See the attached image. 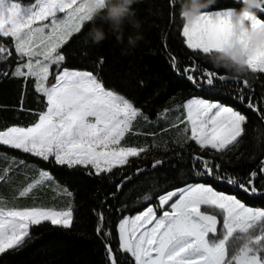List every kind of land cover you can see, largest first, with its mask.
Segmentation results:
<instances>
[{
	"label": "snow or ice",
	"instance_id": "6c2138e0",
	"mask_svg": "<svg viewBox=\"0 0 264 264\" xmlns=\"http://www.w3.org/2000/svg\"><path fill=\"white\" fill-rule=\"evenodd\" d=\"M232 9L203 10L191 25L184 24L180 35L187 49L201 54L222 49L233 28ZM259 12L264 13V7ZM91 15L92 10L83 0H34L29 4L0 0V64L4 65L0 67V78H23L25 85L32 79L35 92L43 98L38 102L44 103L43 110L26 109L22 94L18 110L37 119L28 126L0 129V146L19 150L45 163L91 169L94 172L90 174L99 176L123 169L130 165V158H139L152 147L163 146L167 150V142L140 147L124 144L128 135L142 134L136 128L138 121L151 123V118L132 100L107 88L99 72L66 66V56L60 49L82 30ZM245 19L253 27L264 21L257 14H245ZM8 39L11 45L5 42ZM13 52L17 59L15 66L7 63ZM170 59L173 69L179 71L178 59L174 55ZM247 63L251 72L264 74V48L250 46ZM183 73L197 88L214 87L217 81L227 80L224 75L204 68L195 57ZM235 82L240 84L239 78ZM242 85L236 87L235 98L264 123V95L254 100L251 94L245 95L244 89L250 88L247 80ZM172 111L177 115L170 125L145 135L155 140L165 131L178 129L180 139L175 142L181 147L194 142L200 153H210L191 155L193 176L212 177L237 186L246 194L264 195V159L246 177L223 173L221 164L214 161L215 155L239 147L248 123L245 114L218 101L192 97L173 109H163L155 123L167 121ZM254 131L259 149L264 145V132L259 126ZM163 163L162 159H156L152 167ZM26 164L25 160L12 157L4 174H0V182L8 179L12 165L18 168ZM144 170L137 168L135 175ZM35 171V178L17 191L15 199L33 198L34 190L43 187L52 188L57 195L72 197V192L59 185L49 170ZM131 179L132 176L124 177L117 191ZM135 203L146 206L118 220L115 249L110 243L111 229L105 228L103 211L93 210L98 216L96 232L106 238L107 264H264V208L248 206L235 195L217 191L211 185L187 182L163 192L153 186ZM44 222L70 229L74 206L69 203L62 208L36 205L21 208L8 206L0 195V254L23 246L31 238V227Z\"/></svg>",
	"mask_w": 264,
	"mask_h": 264
},
{
	"label": "trees",
	"instance_id": "16d2710c",
	"mask_svg": "<svg viewBox=\"0 0 264 264\" xmlns=\"http://www.w3.org/2000/svg\"><path fill=\"white\" fill-rule=\"evenodd\" d=\"M16 2L27 4L34 2V0H16ZM240 7L241 4L237 3V0H216L212 7L204 11L239 9ZM132 8L136 12V17L141 21L140 32L144 37L135 48H129L127 43L128 36L136 31L130 25L125 24L124 42L117 43L115 36L109 31V25L96 20L97 26H102L107 33V38L101 44L113 62L121 70L138 73L157 84L156 90L150 98L143 102H134L135 106L141 108L151 118L152 122L138 121L136 128L142 134L128 135L123 143L140 147L154 143L163 145L167 142V150L163 146L152 147L141 157L130 158V165L124 166L123 169H115L111 174L97 176L90 174V172H94L91 169L84 167L69 169L54 163H45L39 158L19 150L0 146V174H4L12 157L27 162L26 166L18 168L12 165L13 170L7 173L8 179L0 182V195L6 199L8 206L15 205L23 208L36 205L62 208L69 203L74 206V222L70 229L53 226L48 222H44L40 226H33L30 229L31 238L27 239L23 246L0 254V264H22L21 261L26 255L50 240H59L88 250L90 253L88 264H107L106 238L102 234L98 236L96 232L98 216L93 210L95 209L96 212L103 211L105 228L111 229L110 243L115 249L118 247L116 231L118 220L122 215L135 214L142 210L146 204H136L135 202L144 193L150 191L153 186H157L163 192L175 187H182L185 182L205 183L217 191L235 195L248 206L264 208V195L246 194L237 186L217 181L212 177L193 176L191 155L196 153L209 156L210 153L207 151L200 153L194 142L181 147L175 142L180 139L178 129L172 128L170 131H165L155 140L151 135H145L160 132V129L170 125L173 122L172 118L177 115L175 111L170 112L167 121L161 120L157 125L155 122L158 114L165 108L173 109L174 105L182 104L189 98L202 97L231 106L248 117V123L245 125L246 132L237 149L215 155L214 161L221 164L223 173L236 177H246L252 169L257 167L259 161L264 159V145L258 149L254 139L257 135L254 128L259 126L260 131L264 132V123L261 122L256 113L246 108L235 98V89L242 87L243 80H247L250 88L244 89L245 95L251 94L254 100H258L264 95V74L253 73L249 70L247 75L238 77L240 84L237 85L236 78L231 74H227L223 68H214L208 62L207 54L193 53L187 49L183 43L184 39L180 35L183 21L179 15V0H175L174 4L171 3V0H140ZM257 15L258 18L264 20V13L257 10ZM92 26L91 22H86L82 30L73 34L63 48L74 39L88 34ZM5 42L11 45L10 39ZM173 55L178 59L179 71L172 67L170 57ZM194 57L204 68L224 75L227 78L226 82L217 81L214 87L204 85L197 88L194 86L183 73L184 67L189 65ZM16 62V54L13 52L7 63L15 66ZM101 66L102 64L98 63L97 69H95L99 75ZM0 67H4V65L0 64ZM51 82L50 78L49 83ZM22 94L26 109H44V103L38 102L43 98L38 97L35 92L32 79H29L25 85L23 78H11L10 76L0 78V129L13 125L28 126L37 119L35 115L29 112L18 110ZM182 111L183 109H181ZM262 111H264V105H262ZM156 159H162L164 163L153 168L152 164ZM38 168L49 170L59 185L67 187L72 192V197L69 198L65 194L57 195V192L53 191L52 188L43 187L34 190L33 198L15 199L17 191L35 178V170ZM137 168H144L145 170L139 175H135ZM126 176H132V179L126 182L120 191H117V185ZM177 177L182 178L177 179ZM53 187L55 186L53 185ZM152 202L154 203L155 199ZM118 209L124 210L118 211Z\"/></svg>",
	"mask_w": 264,
	"mask_h": 264
},
{
	"label": "clouds",
	"instance_id": "9594fccd",
	"mask_svg": "<svg viewBox=\"0 0 264 264\" xmlns=\"http://www.w3.org/2000/svg\"><path fill=\"white\" fill-rule=\"evenodd\" d=\"M140 0H83V3L92 10L89 22L93 24L88 32V39L92 44L99 45L107 38L102 26H97L96 20L109 25V31L115 36L117 43L124 42L125 24L135 29L134 34L128 36L129 48H135L144 37L140 32L141 21L136 17L132 8ZM216 0H179V15L185 25H191L201 15L202 11L213 5ZM241 7L232 9V31L228 42L220 50L207 54L208 62L214 68H223L234 78L247 75L248 49L250 46L264 48V21L253 27L245 14L256 15L257 10L264 7V0H239Z\"/></svg>",
	"mask_w": 264,
	"mask_h": 264
},
{
	"label": "rangeland",
	"instance_id": "374dc122",
	"mask_svg": "<svg viewBox=\"0 0 264 264\" xmlns=\"http://www.w3.org/2000/svg\"><path fill=\"white\" fill-rule=\"evenodd\" d=\"M61 52L65 54L66 66L70 69L95 72L98 61L103 60L100 76L105 86L116 90L133 102L147 100L156 90L157 84L154 81L138 73L121 70L110 58L105 47L102 44H92L87 34L71 41ZM89 262L88 250L59 240L47 241L21 261L22 264H88Z\"/></svg>",
	"mask_w": 264,
	"mask_h": 264
}]
</instances>
